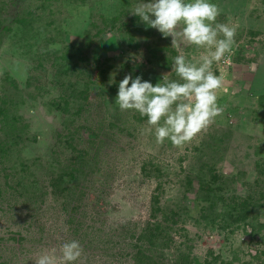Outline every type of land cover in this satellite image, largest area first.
I'll use <instances>...</instances> for the list:
<instances>
[{"label": "trees", "instance_id": "obj_1", "mask_svg": "<svg viewBox=\"0 0 264 264\" xmlns=\"http://www.w3.org/2000/svg\"><path fill=\"white\" fill-rule=\"evenodd\" d=\"M96 1L0 0V44L7 37H13L12 42L29 50L31 65L27 68L30 71L26 80L32 89L23 94L7 71L1 72L2 83L7 85L0 89V203L5 204L2 201L5 200L9 208L0 207V210L15 214L19 219L16 231L7 236L10 243L6 244V239L0 237V264H35L36 256L29 253L38 245V239L29 228L36 225L38 230L43 228L40 220L46 207L54 210L65 229L61 244L69 240L80 242L84 251L75 264H264V221L258 218L259 211L264 210L262 147L257 144L250 150L247 145L250 153L244 152L247 157H253L254 173L260 174L261 180L255 176L251 184L246 183L241 167L235 174L220 171L216 165L225 155L233 157L236 150L229 152L231 147L225 141L227 131L217 125L212 124L203 138L187 146L192 158L174 172L182 202L170 205L162 199L163 186L169 176L167 166L153 155H147L138 164L141 179L153 182L148 195L147 218L141 223L137 220L108 222L113 206L106 208V203L115 161L130 147L142 126L147 125V117L134 110L121 111L116 101L108 108L107 97L117 95L120 81L127 74L133 78L143 61L161 73L159 83L165 76L170 80L178 79L174 68L168 75L162 74L163 70L170 71L173 67L177 50L169 43L171 37L162 36L131 13L140 0H108L100 11L94 10ZM86 3L91 11L82 33L94 31L91 37L86 34L80 40L84 43L78 40L75 44L68 43V34L53 35V38L43 36L45 32L57 33L64 21L61 15H73V10ZM226 14L229 13L221 12L217 22L229 24L228 17H224ZM95 16L97 19L93 20ZM106 31H110L111 37L104 38ZM259 31H248L249 38L255 39ZM119 38L121 43L137 51L139 60L134 63L123 60L122 51L112 46ZM93 39L100 48L104 46L108 50L107 56L98 52L91 58L87 56V47ZM51 41L58 42V46L48 49ZM78 50H82V54ZM253 50L255 55L245 57L236 44L228 71L235 67L240 72L225 83L230 87L231 84L244 86L247 80L244 87L247 95L234 98L255 101L251 120L264 122V89L251 88L257 81L255 70L251 69V64L257 67L258 62L257 50L249 51ZM46 65L51 67L50 79L46 80L41 74L38 81L35 72H47ZM50 87L56 89L55 95L45 101L39 99ZM28 97L59 120L54 143L46 154H39L36 147L31 151L34 155L25 153L30 151H26L28 146L36 143L37 135L13 106L18 110V104ZM231 101H227L224 111H231L234 106ZM243 105L237 107L242 110L246 107ZM98 107L103 111L96 115L91 112ZM229 117L233 115L226 118L225 128L232 125ZM165 142L168 147L172 144L170 140ZM183 158L184 155L177 156L178 163ZM93 182H96L95 187ZM186 224L196 228L192 236ZM213 228L224 235L239 231L247 237L246 250L237 247L230 250L228 257L210 248L196 253L192 244L194 236Z\"/></svg>", "mask_w": 264, "mask_h": 264}, {"label": "rangeland", "instance_id": "obj_2", "mask_svg": "<svg viewBox=\"0 0 264 264\" xmlns=\"http://www.w3.org/2000/svg\"><path fill=\"white\" fill-rule=\"evenodd\" d=\"M107 1L108 0H101L100 4L96 1V7L94 10H102L101 8H104ZM216 1L215 4L219 6L221 12L225 11L229 13L224 15L225 18L228 17L229 25H239L235 39L237 38L236 44L238 43L240 45L241 51L243 54H245V57H250V55L254 53V50H249H257V67L254 64V67L252 68L255 70L254 76L257 81L256 83H252L251 88L253 90L260 86L264 89V0L263 2L261 0H256V5L254 6L253 1L255 0H218L217 3ZM87 5L89 4H82V6H79L78 9L73 11L68 8L70 11H72L73 15H67L66 17L61 15L64 21H62L60 24V30L57 33L52 31L50 33H42L44 34L43 36H49L53 38V35L60 37V34H68L67 39L68 43L70 44H75L77 40L80 43L83 42L80 40L83 39L86 34L88 37H91L94 29L88 30L87 33H82L83 29H86L89 20L88 14L91 11ZM255 8H257V11H255ZM252 10L258 14H253L254 12ZM94 19H97L96 16L93 18V20ZM258 29L260 31L255 36L256 40L253 37L249 38L250 35L248 34V31ZM70 33H72L73 36ZM115 35L118 36V33ZM109 37H111L110 31H106L104 38ZM13 39V37H7L5 41L0 44V89H4L7 85L5 82L2 83L1 72L7 71L9 76L14 79L17 89L25 94L27 91L32 90L30 85L27 84L28 82L26 80L27 73L30 71L27 70V68H29V65H31L29 59L30 54L28 53L29 50H27V48H21L18 46V43L12 42L14 41ZM115 41V43L112 45L113 49L122 51L123 60L128 61L129 63H134L135 60L140 59L137 51L121 43L120 38L118 40L116 39ZM92 42L93 43H91V45H89L86 50L87 56H89V58L94 56L97 52L103 53L102 55L104 56L108 55V50L106 48L104 49V46H101L100 48L99 43L95 42L94 39ZM169 43L171 44V39L169 40ZM58 44V42L51 41L47 47H49L48 49L55 48L58 46ZM236 44L233 47V52L235 50ZM174 48L177 50V55L183 52L190 59H198L201 52L203 51L200 49L192 50L191 46L188 45H181L180 47ZM78 51L82 54V50ZM164 53L166 54V52ZM228 65L229 64L224 63L223 60L221 62L214 63L213 71L217 75H223L225 78L224 86L218 90L217 93L218 104L225 107L227 101L233 100L234 102H231L234 103V106L231 108V111H224L221 116L216 117L213 125H217L218 127H221L227 131L225 141L227 140L229 147H231L229 152H233L234 150H236V152L233 157L229 156L230 154L225 155L224 158L216 165V167H219L220 171H231L234 174L237 173V169H239L238 167H241L244 169L246 183L251 184L255 176L258 178L257 180H261L262 178L260 174L254 173L251 162V158L253 159V157L251 155L247 157L244 155V152L247 151L250 153V151L246 149L247 145H249L251 147L250 150H252V146L258 144L262 147L261 149L264 153V122H262V120H259V122H253L251 120L253 117L251 107L252 105L256 106L255 101L251 102L248 99L241 101L235 100L234 96L239 95L241 97V95L244 96L246 94L244 87L247 86V80L246 85L244 86L238 84H231V87L228 86L225 81H228V79L233 77H237V72H240V70L236 69L235 67H232V69L228 71ZM46 67H48V65H46ZM150 68L151 66L145 61L141 62L139 72L133 76V79L136 76H140L142 81H149L153 85H155L157 82L159 83L162 79V76H160L161 73L159 74L156 68H153L154 70H152V68L150 70ZM173 68L174 67H172L170 71L163 70L162 74L168 75L173 70ZM50 69L51 67L49 66L47 72L44 71L40 74H38V71H36L35 75L38 81L41 80L42 75L43 77H46V80L50 79ZM29 74L34 73L30 72ZM55 93L56 89H54V87H50V90L46 94H42L39 99L45 101L48 97L54 96ZM87 96L90 97L89 94H87ZM116 96L117 95H110V97H107V101H109L107 102L109 104V107L107 106L108 108H110L111 105L115 103ZM240 105L246 107L240 110V108L237 107ZM13 107L16 113L18 112L20 116H23L25 122L28 123V128H30L31 132H34L37 135L36 143L34 145L28 146L26 151H30L25 153L29 156L34 155V153H31L33 147H36V150H39V154L41 152V154L48 153L50 151V145H53L54 143V130L56 129L55 126L59 121L57 119L58 117L55 116L53 118L51 112L46 113L44 106L43 108L39 107L36 101L29 97L25 98V102L18 104V110L15 108V106ZM70 111L72 112V110ZM101 111H103V109L98 107V109H93L91 112H95L96 115ZM70 113L67 115L71 117ZM230 114L233 115L232 118L229 117L230 123L232 125L228 128H225L224 122ZM67 115H65V117H68ZM235 116L236 119H234ZM78 117L79 116L76 118ZM147 128H149L148 124L142 126V129L139 131L136 139L133 140L131 144H129L130 147L125 148L115 161L113 167L114 177L111 182V187L108 191V202L106 203V208L110 207L111 209V206H113V211L110 210L108 214V222L137 220L141 223L142 220L147 218L148 195L153 187V182L143 180L138 175L139 161L141 158L147 155H153L154 158L159 159L162 161L163 165L167 166L166 169L169 176L168 181L163 186L164 192L162 193V199L170 205H172L175 201L182 202L178 193L179 184L176 182L177 175H175L174 172L178 170L179 165L183 166L190 161L192 156L190 155V151L187 149V146L196 144L197 141L205 136L206 131L199 133L191 142L183 145L182 147H177L173 144H169L168 147L165 142L166 140L163 144H158L156 142L154 127L152 128L151 132H146L145 129ZM235 139L238 140L234 142ZM179 155H184V158L178 163L177 156ZM96 182L92 183L94 187L96 186ZM2 201L6 204L5 200ZM5 204L0 203L2 210H8L9 207L6 208ZM2 210H0V237H4L6 239L4 242L8 244L10 241L7 239V236H9L11 232L16 231L18 227L17 219H19V217L9 212H1ZM45 210L46 212H44V217L40 220L43 228L38 230V225L29 228L30 233L36 235L38 239V245H36V248L33 250V252L29 254H34L37 259L39 255L45 252H54L55 256L57 257V264H59V257L61 255L60 246L61 242L64 240L63 235L65 233V229L62 226L60 219L55 217L53 209L48 210L46 207ZM258 218L264 221L263 209L259 211ZM186 225L187 229L190 231L189 235L192 236V233L194 234L196 228L190 224ZM246 239L247 237L241 235L239 231H236L233 234H228L225 232L224 235L221 230H216L213 228L210 231L204 230L198 237L194 236L192 239V244L193 250L196 253L201 254L206 248H210L213 251H219L223 257H228L230 250L236 249L237 247L243 249V251L246 250Z\"/></svg>", "mask_w": 264, "mask_h": 264}, {"label": "clouds", "instance_id": "obj_3", "mask_svg": "<svg viewBox=\"0 0 264 264\" xmlns=\"http://www.w3.org/2000/svg\"><path fill=\"white\" fill-rule=\"evenodd\" d=\"M131 13L162 36L171 37L173 47L188 45L203 50L198 59L183 52L174 57L175 80L165 76L162 83L153 85L140 76L125 75L115 99L121 111L134 110L147 117L149 128L145 131L154 127L158 144L170 140L182 147L224 112L217 93L225 78L213 71V64L222 60L231 63L239 25L218 23L221 9L210 0H140ZM83 251L78 240L63 242L59 264H75ZM35 264H57V257L45 252Z\"/></svg>", "mask_w": 264, "mask_h": 264}, {"label": "water", "instance_id": "obj_4", "mask_svg": "<svg viewBox=\"0 0 264 264\" xmlns=\"http://www.w3.org/2000/svg\"><path fill=\"white\" fill-rule=\"evenodd\" d=\"M253 67H254V64L252 63V64H251V69H252Z\"/></svg>", "mask_w": 264, "mask_h": 264}]
</instances>
